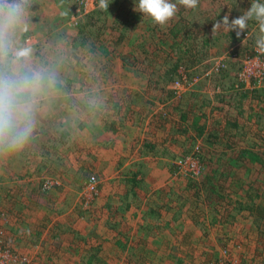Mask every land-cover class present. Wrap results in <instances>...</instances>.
Returning <instances> with one entry per match:
<instances>
[{"label": "rangeland", "instance_id": "374dc122", "mask_svg": "<svg viewBox=\"0 0 264 264\" xmlns=\"http://www.w3.org/2000/svg\"><path fill=\"white\" fill-rule=\"evenodd\" d=\"M15 2L19 0H7ZM137 2L108 0L109 10L91 26L85 24V16L73 22L77 4L71 0H27L23 6V16L0 52V78H36L37 84L19 98L30 105L29 137L18 148L0 142L2 239L13 251L28 255L29 264H86L91 256L93 264H264V217L248 207L253 203L264 209V199L249 196L256 190L247 189L254 180L263 186L258 195L264 192V101L250 92L241 100L237 93L223 91L229 86L251 89L238 78L248 53L256 58L251 68L263 71L264 80V55L258 56L255 48L261 33L255 20L248 22V38L245 32L237 39L223 28L214 35L211 31L225 15L230 21L242 15L252 0H199L192 10L178 4L176 15L164 27L134 11ZM115 15L128 26L124 44L115 42L120 32ZM99 26L108 52L91 59L86 49ZM174 26L179 28L175 38L169 30ZM131 34L139 60L122 66L120 55L131 52L126 46ZM173 41L176 45H171ZM187 45L194 50L185 53ZM22 49L28 55L17 57ZM180 56L184 65L175 74L198 81L178 95L169 84L179 77L165 78ZM220 58L224 67L205 76ZM248 86L264 96V87L252 82ZM91 90L108 95V101L100 103L107 106L108 120H121L123 137L103 134L107 146L100 145L98 135L104 114L96 109L85 113L89 101L85 94ZM191 91L200 94L203 104L197 115L205 132L219 128L220 138L230 146L214 147L205 133L198 135L194 115L180 119L175 107ZM229 122L235 126H227ZM18 123L23 126L24 121ZM247 147L259 152L256 164L220 169L218 157L231 162L239 148ZM216 169L219 177L209 191L202 177ZM91 176L93 188L87 185ZM133 212L142 214L144 221L162 216L167 226L152 232V240H131L121 247L111 237L115 228L107 223L117 219L122 224ZM51 234H58L53 246L45 241ZM37 236L41 253L21 251L14 244ZM48 253L54 258L46 259Z\"/></svg>", "mask_w": 264, "mask_h": 264}, {"label": "clouds", "instance_id": "9594fccd", "mask_svg": "<svg viewBox=\"0 0 264 264\" xmlns=\"http://www.w3.org/2000/svg\"><path fill=\"white\" fill-rule=\"evenodd\" d=\"M27 0H19L8 4L7 0H0V52L7 47V38L17 26L24 13ZM178 4L185 10L196 9L199 0H138L134 11L148 18L154 25L164 27L177 13ZM108 0H98V8L107 10ZM255 20L259 25L260 37L256 40L258 56L264 55V3L252 0L250 8L242 15L229 20L225 15L221 20H216L212 26V35L223 28L226 32H234L239 39L248 28V22ZM17 57H26L27 49L17 51ZM36 78L21 79L0 78V142L7 141L10 147H22L31 133V125L27 122L30 105L21 103L19 98L27 91L36 87ZM24 121L20 126L19 121Z\"/></svg>", "mask_w": 264, "mask_h": 264}, {"label": "crops", "instance_id": "0c3cea01", "mask_svg": "<svg viewBox=\"0 0 264 264\" xmlns=\"http://www.w3.org/2000/svg\"><path fill=\"white\" fill-rule=\"evenodd\" d=\"M95 9L92 12H90L89 14L85 15V17H84L85 24H87L88 26L95 25L96 21L99 24V21L101 19H103V15L106 13V11L109 10V6H108L107 10H101L99 8H97L96 10ZM115 17H116V15H115ZM116 18H119V16H117ZM129 22H133V21L130 20ZM125 24L127 25V23H125ZM134 27H135V24L130 29L133 30ZM91 28L93 29V27H89L88 29H91ZM101 28L102 27L99 26L97 28V32L96 33L93 32L96 34V36L93 39V41L91 42V44L90 45L88 44L89 47L86 49L87 54H90V56H89L90 58H91V56L95 57L94 55L96 53H98L100 55V54H106V52H108V47L103 44V42L101 41V38H100ZM116 28H118L120 32L116 36L115 42L116 43L122 42L124 44L126 36L128 35V34H126L128 31V26L123 25V22H122V24L121 25L119 24V26H116ZM114 30H115V26H114ZM87 32H88V30H87ZM88 34H91V32L86 33V35H88ZM86 35L83 36V41H82V47H84V49L86 47L85 46L86 45L85 41L87 39ZM106 35H107V33H106ZM134 36H135L134 34H131V36L127 39V43H126V46L128 47V49L131 48V52H127V53L124 52V54L126 53L127 56L120 55V57L122 58V66H126V65L134 63L136 58H137L136 62H138V60H139V58L137 57L138 54H134V49H133V46L135 43ZM131 38L133 39V41H132V43L130 42V44H129V41ZM90 39H91V37L88 38L89 41H90ZM173 43H174V41H173ZM171 45H173V44H171ZM171 45L169 46V48L172 47ZM91 59H93V58H91ZM95 79L96 78H94L93 80H95ZM101 92H102V90H96V91L91 90V91H89V93L85 94V96L87 98H89V101L88 100L85 101L86 103L84 106L86 108L85 113L91 114V113L95 112V109H96L98 111L99 115L102 113L104 114L101 117V119H103L104 124H99V126L102 128V134L100 133L98 135H100V138H99V142H101L100 145L103 144L104 146H107V144L109 145L110 143L106 140V138H105V136H103V134L107 136V134L110 135V133H115V136L119 137V138L123 137V134H122V131L120 130V126H119V124H121V120L119 119V121H117L116 123H115V121L110 122L108 120V117L105 115V112L107 110V108H106L107 106H106V104L102 105L100 103H101V99L108 101L107 100L108 95L106 94L103 97ZM189 95H190L189 97H186V95H185L184 96L185 101L181 100L179 102V104L176 105L175 109L179 113L180 119L184 120V121H187V119H189L190 115H194V118L192 119V121L194 123L197 122V124L194 125L193 127L196 129L195 131L198 134V129L203 124H202V122L200 123V117H199V115H197V113L198 114L200 113L199 107L203 103H201L200 100L198 99L200 94L196 93L195 91L189 92ZM212 103H213V101H212ZM216 103H220V102H216ZM114 108H118V107L115 106ZM131 108H132V106H131ZM218 108H219V106H218ZM203 111L205 112L204 109H203ZM113 112L117 113L116 110ZM181 123H183V122L181 121ZM218 125L220 126V124H218ZM182 127H184V126H182ZM109 135H108V137H109ZM128 136L129 135H127L126 137H128ZM119 156L122 159L120 153H119ZM28 176H30V173L25 174V177H28ZM20 177H22V176H20ZM134 216H136V217H134ZM107 224L110 225L111 227L115 228L113 235L111 237H113L115 242L118 245H120L121 247H122V245L124 246L125 242H129L131 240H133V241L134 240H138V241L152 240V239H154V238L150 239V236L154 235L152 232L156 233L161 229L164 230V228L167 226L166 225L167 223L163 220L162 216H158L155 219L154 218H148V220L144 221V218H142V214H139L136 212H133L132 218H129L128 220H126V222H124L122 224H120L117 219H114L111 222H108ZM69 225L73 226L74 224H73V222H69ZM116 226H121V227H116ZM39 235H40V233L38 234V236ZM57 235L53 236V234H51L50 236H48L49 239H47L45 241L50 242L49 244L51 246H53L52 243H53V241H55V239H57ZM38 236L36 238L34 237L31 240H27V241H24V240L20 241L17 239L14 242V244L18 245V247L21 251L29 252L32 254H36V253L38 254V252L41 253L42 248H43L41 246L42 240L40 241V244L37 243L39 241ZM51 236H52V238H51ZM86 236L89 237V235H86ZM101 239L104 242L106 241L104 239V237H101ZM22 241H24L26 243L25 249H22V243H21ZM122 241H124V242H122ZM72 242L74 244V239H72ZM74 245H76V248L79 247L78 244H74ZM88 246H90V245H88ZM52 253L46 254V259L50 260V259L54 258ZM91 257H88V259L85 258L86 264H93L94 260H93V258L91 259Z\"/></svg>", "mask_w": 264, "mask_h": 264}, {"label": "trees", "instance_id": "16d2710c", "mask_svg": "<svg viewBox=\"0 0 264 264\" xmlns=\"http://www.w3.org/2000/svg\"><path fill=\"white\" fill-rule=\"evenodd\" d=\"M115 19H116L117 26H119V24L120 25L122 24V22L118 21L117 18H115ZM113 23H114V26H115V20H114ZM123 25L127 26L124 22H123ZM169 30H170V33L172 34V36L174 38L177 37V33L179 31V28H175V26H174V28L171 27V29L169 28ZM144 36H145L144 34L141 35V37H144ZM134 38H135V36H134ZM132 41H133V39L131 38L130 41H129V44H130V42L132 43ZM172 44H175V42L172 43ZM189 46L190 45H187L186 49L184 48L185 49L184 50L185 53L187 51L192 52L194 50V49L193 50H188L189 49ZM252 54L253 53H248L247 56H249V55L251 56ZM181 59L182 58L180 56V58L178 60H176V62L173 64V67L171 69L167 70V72H166L167 73V76H166L165 80L172 81L173 80L172 79L173 75H175L176 77L177 76L180 77V75H178V73L175 74V71L181 65H184V64H181V62H180ZM185 65H187V64L185 63ZM187 66H185V67H187ZM230 87L232 88V86H229L228 88H226V89L223 90V91H226L227 93H229L230 96L231 95L233 96V95H235L237 93L238 96H239V98L242 100V99L246 98L248 92H250V94L252 93V96L251 97H254L256 99H259L258 101H262V100L264 101V96L262 97L261 94H260L261 93L260 92L261 90L244 89V88H242L241 90H236V89L230 90L231 89ZM234 121H235V118H234ZM229 125L235 126V123L234 122L233 123H230L229 122L227 124V126H229ZM216 129H219V128H214L211 131H209L208 133H206L205 132V129H204V124H203L198 129V135H201V134L205 133L206 136H207V138L205 140L208 141L209 143H211L214 147L221 148V147H224V146L225 147L226 146L227 147L230 146V144H229L230 142H225V141H223L220 138V135H222L223 132L216 131ZM251 145L256 146V143L253 142V143H251ZM197 150H198V153H200V146H197ZM232 157L233 158H232L231 162H228V160H222L220 157H218L216 159V161L218 162V165L221 166L220 169H222V168H229L231 165L233 166V165H236V164H238V165H241L242 164L243 165V163H245L247 165H251V164L254 163V161H255V164H256V162L258 160H260L259 152L258 151L256 152L254 149H251L249 147H247L246 149L245 148L244 149L243 148H239L238 151H237V153L234 154ZM253 167L254 166L247 167V170L249 171ZM218 170L219 169L209 170V172L208 173L206 172V174H204L203 177H202V185H204L206 187V189H208L209 191H212L213 188H211V187L215 186V184L217 183V179H218L219 176H216L215 173ZM262 187L263 186L260 185V183H257V181L251 180L249 182V184H247V189H249V190H256V191L255 192L248 193V195L249 196H254V197H259L260 200L264 199V192H263V190L258 195V191ZM248 207L251 210H253L256 214H258L259 216L264 217V209L263 208L256 207L255 205H253V203L252 204H249Z\"/></svg>", "mask_w": 264, "mask_h": 264}, {"label": "built area", "instance_id": "2783aa9c", "mask_svg": "<svg viewBox=\"0 0 264 264\" xmlns=\"http://www.w3.org/2000/svg\"><path fill=\"white\" fill-rule=\"evenodd\" d=\"M75 5L77 4V7L75 9L76 15L73 18V22L77 23V18L85 16L87 13H89L91 10L98 8V0H71ZM248 32L244 33V36L248 38ZM254 59L256 58H250V56L243 57V60H241V69L238 73L239 80H242L245 82L244 86L245 88H251L250 82L253 83L254 86L257 87H264V80H263V71L255 70L251 68V63H253ZM262 62L264 63V59H262ZM225 63L220 58L215 60L208 70L204 72V75L207 76L211 73H217L222 67H224ZM253 80V81H251ZM198 81V77H191V79H188L187 76L183 73H181V76L175 80H173L169 87L172 89L175 94L180 95L181 93L185 92L188 88H190L193 84H195ZM248 86V87H247ZM183 160H178V163H182ZM89 182L87 185H90L91 188H93V185L95 184V177L91 176L88 180ZM3 233L0 231V264H29L30 263V257L28 255L20 254L18 252L13 251L9 246L5 244V242L2 239Z\"/></svg>", "mask_w": 264, "mask_h": 264}]
</instances>
